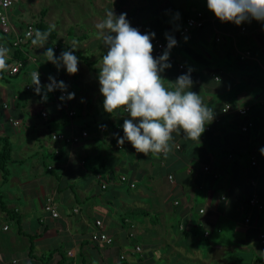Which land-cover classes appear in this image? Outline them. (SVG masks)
I'll return each instance as SVG.
<instances>
[{
	"label": "crops",
	"instance_id": "0c3cea01",
	"mask_svg": "<svg viewBox=\"0 0 264 264\" xmlns=\"http://www.w3.org/2000/svg\"><path fill=\"white\" fill-rule=\"evenodd\" d=\"M33 1L18 0L7 10L10 34L0 32L4 46L0 137L11 145L5 181L0 171V199L5 207V212L0 209V247L7 250L0 264H10L12 259L19 264H57L61 254L65 264H132L139 259L131 249L141 243V258L147 253L146 257L179 259L186 252L199 264H243L244 260L264 264L260 239L264 210L248 204L255 196L264 205V0H64L97 19L98 37L104 40L105 19L114 20V41L101 46L99 39L95 48L99 66H95L99 60L89 59L104 71L95 73L81 61L93 75L116 76L109 88L128 77L135 93L129 95L126 84L114 102L111 90L102 101L89 87L78 100L70 87L78 83L77 71L69 74V66H64L61 77L41 78L42 62L36 56L44 52L47 39L11 47L15 35L31 22L26 13ZM61 1L55 0L56 9ZM193 10L204 13L203 27L193 30L171 53L155 56L153 38L176 34ZM57 19L54 30L61 41L65 36ZM15 50L25 59L19 72L10 76L8 69L19 60ZM110 51L115 52L113 65L102 59ZM244 51L251 56L240 60ZM167 55L175 63L165 64ZM43 63L53 65V61ZM33 71L39 73L36 81L31 78ZM50 80L58 81L67 98L72 96L68 106L57 91H51ZM27 84L31 89L24 93ZM132 102L134 106L125 112ZM225 104L246 107L247 115L232 111L205 131L204 117L218 114ZM67 109L74 111L72 118L67 117ZM43 110L46 119L40 116ZM10 119L19 125L13 126ZM248 122L252 126L242 132L240 127ZM97 125L105 130L99 131ZM81 129L88 136L72 147L50 138ZM140 140L145 146L136 156L133 148ZM118 143L123 144L121 150L116 149ZM119 175L126 181L120 182ZM49 198L56 218L43 210ZM95 220L113 238L112 245L90 242ZM11 223L17 226L16 235L11 233ZM129 231L134 237L128 236ZM29 237L33 238L31 256ZM121 254L124 262L119 261Z\"/></svg>",
	"mask_w": 264,
	"mask_h": 264
},
{
	"label": "rangeland",
	"instance_id": "374dc122",
	"mask_svg": "<svg viewBox=\"0 0 264 264\" xmlns=\"http://www.w3.org/2000/svg\"><path fill=\"white\" fill-rule=\"evenodd\" d=\"M61 7L60 9H56L58 4L55 2V0H34L31 6H28V10L26 13L27 20H31L32 22L36 23L39 20V13L41 11H45L44 15V22L48 23L53 27L54 29L56 28L55 22L57 19L58 14H61V19H57V22L60 24L58 26V30L60 33H63L65 37L61 41L53 40V42L49 39L48 41L44 42L42 44L43 47V53L41 56H36L37 60H39L41 63L40 69L42 70L41 78L43 76H48V79L50 77H61V74L63 70H65L64 66H69L70 70H68V73H72L73 71H77V78H78V83H72L71 84V91L74 93V95L77 97L78 100H82L85 96L84 93H86L87 88H90V91H92V95L94 94L95 98H98L103 101L105 98V95L108 94L110 91V86L109 84L116 83L117 77L110 75L109 73H102V74H97L93 75L89 71V68L83 64V62L75 59L72 56L71 50H75L77 52H80L81 54L87 56L90 60H99L96 63V67L99 66L100 64V57L99 53L95 50L97 43L99 42L100 39V45L103 46V42H106V45L108 42H113L114 41V31L113 28H111L112 25H114V20L113 19H105V27H106V32H105V40L102 37H98V20L95 19L94 17L90 16H85L82 9L78 7L76 3L73 4H67L64 0L61 1L60 3ZM108 6V5H107ZM110 9L107 7V10ZM111 11V9H110ZM112 16L111 14L108 15V17ZM85 20V21H83ZM85 22V23H83ZM91 25H90V23ZM53 23V24H52ZM113 27V26H112ZM56 30V29H55ZM57 31V30H56ZM94 31V33L92 32ZM101 33V32H100ZM89 35L90 37L86 39H82L83 35ZM62 36V35H61ZM43 39V38H42ZM46 40V39H44ZM56 44L59 47L58 51L52 50V45ZM105 45V47H106ZM104 47V48H105ZM68 49V51L66 50ZM106 51V49H105ZM104 51V52H105ZM114 51H110V56L104 59L106 62L111 63L112 65L115 64V59H114ZM47 59H51L53 61V65H45L43 63V60L46 61ZM98 65V66H97ZM61 67V68H60ZM75 67V68H74ZM110 69L113 71L112 66H108ZM86 68V69H85ZM69 69V68H67ZM88 70L89 72V79L87 78V87H84V79L86 76L84 75L83 70ZM104 80V83L102 82ZM83 84V86H81ZM97 86L100 88L97 89ZM82 87V90L80 89ZM96 88V89H95ZM91 96V95H90ZM71 97H68L67 99L63 100V105L68 106V103L71 100ZM92 97V96H91ZM17 232V226L15 223H11V233L16 235ZM141 247L144 250V247L141 243ZM7 250H3L2 247H0V256H3ZM147 253L144 254L143 258L139 259V261H145L147 264H199L196 257L189 256L188 254L183 253L184 257H180L179 259H170V258H164V257H146ZM187 256V257H186ZM132 260V258L130 259ZM139 261H134L132 264H139ZM243 264H247V261L244 260Z\"/></svg>",
	"mask_w": 264,
	"mask_h": 264
},
{
	"label": "built area",
	"instance_id": "2783aa9c",
	"mask_svg": "<svg viewBox=\"0 0 264 264\" xmlns=\"http://www.w3.org/2000/svg\"><path fill=\"white\" fill-rule=\"evenodd\" d=\"M18 2V0H0V32L3 35H8L10 34V25L8 22V18L6 16V11L11 9L16 3ZM224 21L228 22L229 18L228 17H224L223 18ZM207 21L205 15L203 12L199 11V10H193L190 12V14H188L186 16V18L184 19V22L182 24V26L180 27V29L177 31L176 34L174 35H169L166 36L164 38H153L152 40V44L154 46V54L157 57H162L164 52H168L171 53L173 50L177 49L180 47L181 43L184 42L185 40H188L191 36V32L195 29H199L202 28L203 25L205 24V22ZM241 31H244V28H241ZM35 34V23L34 22H28L25 25V28L23 30V32L19 35H15L14 39H12L11 42V47L12 48H20L21 45H29V40L34 36ZM216 41H219V37L215 38ZM4 46L2 44H0V52L3 51ZM52 50L54 51H58L59 48L56 44L52 45ZM251 54L249 51H244L242 53H240L239 55V59L240 60H246L248 58H250ZM47 62H51V59H47ZM34 62V60H33ZM164 63L165 64H173L175 63V59L173 58V56L171 55H167V57L164 59ZM23 66V61L22 60H16L13 64V66H11L8 69L7 74L8 75H14L17 74L19 72V70L21 69V67ZM178 68L182 69L183 66L178 64ZM31 78L32 80L36 81L39 78V73H37L36 71H33L31 73ZM215 79H217L215 77ZM48 86L51 89V91H53L54 93L57 91V96L59 99L61 100H65L67 99L68 96V92L61 88L60 84L58 83L57 80H50L48 82ZM31 89V85L27 84L25 86V90H30ZM134 106V103H130L128 104L124 111L128 112L132 107ZM1 108L3 109H8V105L7 104H2ZM236 112V114H238L239 116H245L247 115V111L248 109L246 107H240V108H233L231 105L229 104H225L224 106L221 107L220 111L218 114H207L203 121H202V125H203V129L205 131H210L211 130V126L215 125V124H219L220 120L223 116L227 115L230 112ZM66 115L68 118H72L74 116V111L73 110H66ZM40 116L44 119H46L47 114L46 112L43 110L40 112ZM11 122V124L13 126H18L19 123L16 120L10 119L9 120ZM252 126L251 122H248L247 124L245 123L244 125H242L240 127V130L242 132H246L248 129H250V127ZM97 128L99 131H104L105 127L103 125H97ZM126 132V130H122V133L124 134ZM162 132H158V135H161ZM88 136V133L85 129H81L77 134H65V133H54L50 135V138L52 141L57 142V144L59 145H66V146H74L76 144H78L81 140L86 139ZM145 146V142L144 140H140L133 148L134 154L136 156H139L142 153V150ZM123 148V144L122 143H118L116 146V149L121 150ZM54 155H58V150L55 149L53 151ZM252 165L255 164V161L253 160L251 162ZM47 169L50 170L52 169L51 166H47ZM99 179V178H97ZM120 182H125L126 181V176L124 175H119L118 177ZM101 188L104 189L105 188V184L102 183ZM248 204L253 207L256 208V210L258 211H262L264 210V205L261 204L258 199L255 196H252L248 199ZM43 210L47 213H49L51 215L52 218H56L58 217V213L57 210L52 202V199L49 198L46 200L45 205L43 206ZM245 222H248V219H245ZM93 227L94 230L91 232L90 236H89V240L91 243L95 244V245H106V246H110L113 244V238L111 236H109L102 227V223L100 220H95L93 222ZM132 228V226H131ZM4 229H7L6 227H4ZM128 236L130 238L134 237V234L132 231H129ZM260 239L261 242L264 243V235L261 234L260 235ZM131 252L134 256H137V259H140L142 256V248L139 245H134L133 248L131 249ZM119 261L120 262H124L125 261V255L121 254L119 255ZM10 264H19L17 259H12Z\"/></svg>",
	"mask_w": 264,
	"mask_h": 264
},
{
	"label": "trees",
	"instance_id": "16d2710c",
	"mask_svg": "<svg viewBox=\"0 0 264 264\" xmlns=\"http://www.w3.org/2000/svg\"><path fill=\"white\" fill-rule=\"evenodd\" d=\"M44 15H45V11H41L39 13V20L35 23V34L29 40V43H31V44H35V43L39 42L42 38L43 39H49V40L53 41V40H56L58 37L57 32L54 30V28L51 27L50 25H47L44 22ZM13 49H16V48H13ZM71 53L76 59L83 61L87 66H89L93 72L100 73V72L104 71L102 69H98V68L93 67V63L89 60V58L87 56L81 54L80 52H77V51L72 49ZM14 55H15L16 59H19L22 61H24V59H25L24 55L22 53H20L19 50H15ZM128 83H129L128 77L123 76L117 85H111L110 98L112 99L113 102L115 101L114 99H115L116 95L122 91L124 86L126 84L129 85ZM128 87L130 89L129 95H133L136 91L135 86L129 85ZM26 92H27V90L24 91V93H26ZM129 95L126 96L124 98V100H122V105H125L128 102ZM10 160H11V145H10V143L6 137H0V171L2 173V180L3 181L6 180V177L8 175V172L6 170V165ZM0 209H1V211L5 212V207H4L1 199H0ZM29 239H30V245H29V249H28V255L31 256L32 251H33V246H32V239L33 238L29 237ZM57 264H65V258L63 257L62 254H61V259L58 261Z\"/></svg>",
	"mask_w": 264,
	"mask_h": 264
}]
</instances>
